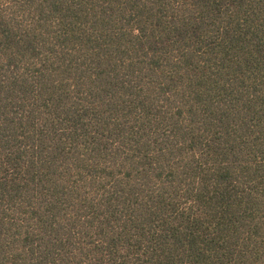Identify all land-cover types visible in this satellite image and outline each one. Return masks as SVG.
<instances>
[{
	"label": "trees",
	"instance_id": "16d2710c",
	"mask_svg": "<svg viewBox=\"0 0 264 264\" xmlns=\"http://www.w3.org/2000/svg\"><path fill=\"white\" fill-rule=\"evenodd\" d=\"M0 264H264V0H0Z\"/></svg>",
	"mask_w": 264,
	"mask_h": 264
}]
</instances>
